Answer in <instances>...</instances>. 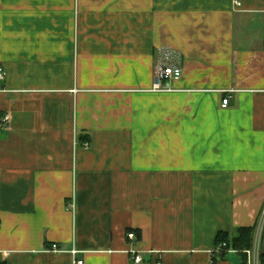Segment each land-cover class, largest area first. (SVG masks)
<instances>
[{
  "label": "crops",
  "instance_id": "0c3cea01",
  "mask_svg": "<svg viewBox=\"0 0 264 264\" xmlns=\"http://www.w3.org/2000/svg\"><path fill=\"white\" fill-rule=\"evenodd\" d=\"M238 1L0 0V264H239L214 240L248 227L264 257V0Z\"/></svg>",
  "mask_w": 264,
  "mask_h": 264
},
{
  "label": "built area",
  "instance_id": "2783aa9c",
  "mask_svg": "<svg viewBox=\"0 0 264 264\" xmlns=\"http://www.w3.org/2000/svg\"><path fill=\"white\" fill-rule=\"evenodd\" d=\"M235 7H240V2L238 0H233ZM182 70L178 63L173 61L172 54L170 52L164 51L161 54V57L158 59L156 65H155V80L152 86V90L155 92H165L169 91L167 88H165V84L176 82L181 78ZM5 71L0 66V82L4 81L5 79ZM229 104V98L226 97L221 102V108H226ZM9 121V117L5 116L2 120V124H6ZM87 146V145H85ZM263 216H264V210H263ZM129 240H133V235L128 236ZM225 249V244H222L221 246L217 247L215 249L216 254H220ZM53 252H59V249L57 246L52 247ZM234 252V251H233ZM247 255V264H260L259 262V253L257 251V247L253 248L250 251L245 252ZM133 255V262L135 264H140L142 262V259L135 254V252H131ZM71 255L73 256L72 264H83L82 260H79L76 258V251H72ZM159 264V263H155Z\"/></svg>",
  "mask_w": 264,
  "mask_h": 264
},
{
  "label": "trees",
  "instance_id": "16d2710c",
  "mask_svg": "<svg viewBox=\"0 0 264 264\" xmlns=\"http://www.w3.org/2000/svg\"><path fill=\"white\" fill-rule=\"evenodd\" d=\"M254 228H240L234 231L233 234L219 232L214 240L215 248L225 244L223 252L218 254L223 257L227 251H234L240 255L241 262L239 264H247L246 251L253 249ZM261 264H264V257L260 258Z\"/></svg>",
  "mask_w": 264,
  "mask_h": 264
}]
</instances>
